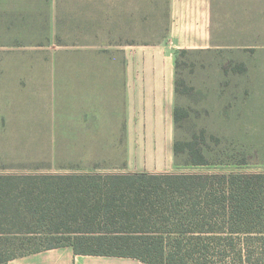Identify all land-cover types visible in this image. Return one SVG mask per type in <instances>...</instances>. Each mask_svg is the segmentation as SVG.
<instances>
[{
	"label": "crops",
	"instance_id": "1",
	"mask_svg": "<svg viewBox=\"0 0 264 264\" xmlns=\"http://www.w3.org/2000/svg\"><path fill=\"white\" fill-rule=\"evenodd\" d=\"M107 5L0 0V173L118 172L141 160L170 162L178 49L242 64L247 110L264 115V0H170L168 38L119 51L118 34L99 32L107 30ZM9 264L149 263L76 254L66 245Z\"/></svg>",
	"mask_w": 264,
	"mask_h": 264
},
{
	"label": "trees",
	"instance_id": "2",
	"mask_svg": "<svg viewBox=\"0 0 264 264\" xmlns=\"http://www.w3.org/2000/svg\"><path fill=\"white\" fill-rule=\"evenodd\" d=\"M189 51L175 55L176 128L189 114L179 104ZM205 146L176 138L175 161L216 165ZM66 245L149 264H264V171L0 173V264Z\"/></svg>",
	"mask_w": 264,
	"mask_h": 264
},
{
	"label": "rangeland",
	"instance_id": "3",
	"mask_svg": "<svg viewBox=\"0 0 264 264\" xmlns=\"http://www.w3.org/2000/svg\"><path fill=\"white\" fill-rule=\"evenodd\" d=\"M107 3L106 21L104 19V28L107 27V30L99 32L101 36L109 35L112 29L113 34H118V51L120 47L130 43H151L168 38L170 0H107ZM96 41L103 45L101 38ZM217 57L218 55L197 50H191L182 56L181 79L184 93L179 104L189 114L181 121L175 133V139L181 140H189L197 135L200 142L211 150V159L216 165L210 168L183 167L175 161L171 147V161H164L163 165L160 160V167L153 160H149L148 164L141 160L140 165L131 167L118 165V172L143 169L157 170L154 172L236 169L264 171V115L254 117L247 110L250 103L244 101V91L247 88L245 83L248 72L241 74L225 55L223 60ZM204 131L207 132L203 137ZM120 145L123 146V143L118 146L121 147ZM121 153L123 150H118L120 164L123 163ZM91 171L101 170L84 172ZM72 172L77 171L58 173Z\"/></svg>",
	"mask_w": 264,
	"mask_h": 264
}]
</instances>
